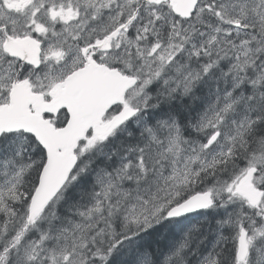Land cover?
<instances>
[{
    "label": "snow or ice",
    "instance_id": "6c2138e0",
    "mask_svg": "<svg viewBox=\"0 0 264 264\" xmlns=\"http://www.w3.org/2000/svg\"><path fill=\"white\" fill-rule=\"evenodd\" d=\"M0 264H264V0H0Z\"/></svg>",
    "mask_w": 264,
    "mask_h": 264
}]
</instances>
